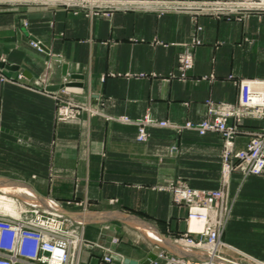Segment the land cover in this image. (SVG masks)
I'll return each instance as SVG.
<instances>
[{
	"label": "crops",
	"instance_id": "obj_1",
	"mask_svg": "<svg viewBox=\"0 0 264 264\" xmlns=\"http://www.w3.org/2000/svg\"><path fill=\"white\" fill-rule=\"evenodd\" d=\"M193 38L200 42L183 79L177 56ZM0 67L20 76L9 81L0 74V183L19 182L62 207L82 224L86 242H102L124 264L199 259L200 252L176 241L187 229L188 209L165 186L179 179L220 187L222 135L148 126L140 141L137 125L118 117L197 122L207 116V100L237 102L240 79L264 80V11L245 19L155 9L96 14L0 0ZM62 87L101 113L57 121L53 95ZM262 126L264 119L244 121L248 129ZM248 140L239 135L236 148ZM0 189L28 196L12 185ZM228 198L233 206L222 240L264 260V172L233 171ZM103 253L84 245L79 264H100Z\"/></svg>",
	"mask_w": 264,
	"mask_h": 264
},
{
	"label": "built area",
	"instance_id": "obj_2",
	"mask_svg": "<svg viewBox=\"0 0 264 264\" xmlns=\"http://www.w3.org/2000/svg\"><path fill=\"white\" fill-rule=\"evenodd\" d=\"M43 3L86 10L89 13L110 14L114 10L155 9L187 11L195 16L209 14L217 18L245 19L264 11V0H39ZM200 42L193 38L185 42L177 56L178 76L186 78L194 65V48ZM39 45L38 41L33 42ZM3 71V67H0ZM3 80L16 81L19 77L0 73ZM237 102L207 100V116L201 121L177 123L158 120L147 114L140 119L120 116L118 119L138 127L137 139L148 138V126L170 127L177 131L194 129L200 134L217 131L223 138L220 187L199 189L183 180L171 181L165 186L176 202L186 205L187 229L176 238L187 240L200 252L199 259L170 255L166 264H264L247 253L237 251L222 240L233 203L228 198V185L233 171L244 175L264 172V126L255 129L244 127L246 119H264V80L240 79ZM66 87L54 92L55 118L65 122L79 117L83 112L101 113L91 103H82L66 95ZM249 135L243 148H236L239 135ZM16 215L0 211V264H79L80 251L85 245L104 251L100 264H124L110 247L99 241L86 242L82 224L64 213L43 207L40 203L26 201ZM229 249L238 254L232 259L225 254ZM165 255V253H160ZM226 257V258H225ZM225 262V263H224ZM240 262V263H239Z\"/></svg>",
	"mask_w": 264,
	"mask_h": 264
},
{
	"label": "bare ground",
	"instance_id": "obj_3",
	"mask_svg": "<svg viewBox=\"0 0 264 264\" xmlns=\"http://www.w3.org/2000/svg\"><path fill=\"white\" fill-rule=\"evenodd\" d=\"M0 184H8V185H12L13 186V188L14 189H23V190H25L26 191V194L29 196V197H31V199L30 198H28V196L27 197H25L26 199H30V201H38L37 199H36V197H35V195H34V193L31 191V190H29L28 189V187H26L25 185H23V184H19V182L18 183H16V182H12V183H4V182H2V183H0ZM2 186V185H1ZM13 194H15V193H13ZM16 195H18V194H16ZM14 201H13V199L11 198V197H9V196H7V195H4V194H2V193H0V203H2V205L4 206V207H6V208H8V209H10V210H13V211H16L15 210V204L13 203ZM47 203V202H46ZM48 204V203H47ZM52 205H56L55 203L54 204H52ZM181 241H183V243L184 244H186V245H190V243L187 241V240H181ZM185 246V245H184ZM226 258V257H225ZM240 263V262H239ZM258 264H260V263H258Z\"/></svg>",
	"mask_w": 264,
	"mask_h": 264
},
{
	"label": "rangeland",
	"instance_id": "obj_4",
	"mask_svg": "<svg viewBox=\"0 0 264 264\" xmlns=\"http://www.w3.org/2000/svg\"><path fill=\"white\" fill-rule=\"evenodd\" d=\"M0 193L11 197L13 199V201H14L13 203L15 204V210L16 211H13V210H10V209L4 207L2 205V203H0V211L4 212L6 214L8 213V214L17 216L20 213V211L22 210V208L25 207L24 204L26 203V201H30V199H25V198H23L20 195H16V194H13V193H8V192H3V190H1V189H0ZM231 213H232V209H231V212H230V216H231ZM181 243H182L181 245H186V244L183 243V241H181ZM262 261H264V260H262Z\"/></svg>",
	"mask_w": 264,
	"mask_h": 264
},
{
	"label": "water",
	"instance_id": "obj_5",
	"mask_svg": "<svg viewBox=\"0 0 264 264\" xmlns=\"http://www.w3.org/2000/svg\"><path fill=\"white\" fill-rule=\"evenodd\" d=\"M35 197H36V195H35ZM36 199L38 200V197H36ZM37 202L40 203L45 208L52 209V210H57V211H60V212L64 213L65 215H69V216L71 215L72 216V214L68 213L65 209H63L62 207L58 206L57 204L56 205H52V204L50 205V203L49 204H46V203H44V201H41L40 199ZM111 228H114V226L111 225ZM116 228L119 229L118 227H116ZM149 258L155 260L157 258V255L154 254V253L153 254H150L149 255ZM129 261L131 263H137V261H132V260H129ZM150 262H151V260H148L147 261V263H150ZM225 264H231V263H225Z\"/></svg>",
	"mask_w": 264,
	"mask_h": 264
}]
</instances>
